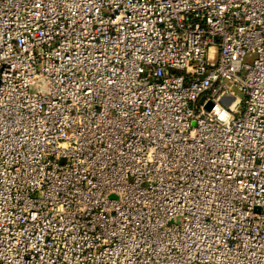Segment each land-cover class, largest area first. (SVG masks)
<instances>
[{"label": "built area", "instance_id": "obj_1", "mask_svg": "<svg viewBox=\"0 0 264 264\" xmlns=\"http://www.w3.org/2000/svg\"><path fill=\"white\" fill-rule=\"evenodd\" d=\"M0 264H264V0H0Z\"/></svg>", "mask_w": 264, "mask_h": 264}, {"label": "rangeland", "instance_id": "obj_2", "mask_svg": "<svg viewBox=\"0 0 264 264\" xmlns=\"http://www.w3.org/2000/svg\"><path fill=\"white\" fill-rule=\"evenodd\" d=\"M234 103V100L230 101L226 106L228 109H230L232 111V105ZM232 114L235 115V112L232 111Z\"/></svg>", "mask_w": 264, "mask_h": 264}, {"label": "water", "instance_id": "obj_3", "mask_svg": "<svg viewBox=\"0 0 264 264\" xmlns=\"http://www.w3.org/2000/svg\"><path fill=\"white\" fill-rule=\"evenodd\" d=\"M213 105V103L211 101H208L206 104L207 108H210ZM221 117H224V115H221Z\"/></svg>", "mask_w": 264, "mask_h": 264}]
</instances>
